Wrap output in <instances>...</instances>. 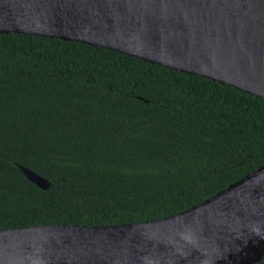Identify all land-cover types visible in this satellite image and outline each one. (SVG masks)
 <instances>
[{"label": "trees", "instance_id": "trees-1", "mask_svg": "<svg viewBox=\"0 0 264 264\" xmlns=\"http://www.w3.org/2000/svg\"><path fill=\"white\" fill-rule=\"evenodd\" d=\"M262 166L264 99L98 47L0 34V231L161 219Z\"/></svg>", "mask_w": 264, "mask_h": 264}, {"label": "water", "instance_id": "water-1", "mask_svg": "<svg viewBox=\"0 0 264 264\" xmlns=\"http://www.w3.org/2000/svg\"><path fill=\"white\" fill-rule=\"evenodd\" d=\"M9 33L106 49L264 99V0H0V34ZM263 256L264 166L161 219L0 231V264H256Z\"/></svg>", "mask_w": 264, "mask_h": 264}]
</instances>
